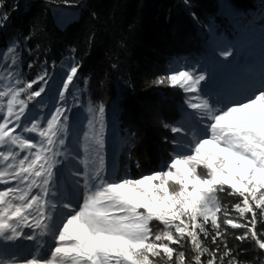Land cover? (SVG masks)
Returning a JSON list of instances; mask_svg holds the SVG:
<instances>
[{
	"label": "snow or ice",
	"instance_id": "snow-or-ice-1",
	"mask_svg": "<svg viewBox=\"0 0 264 264\" xmlns=\"http://www.w3.org/2000/svg\"><path fill=\"white\" fill-rule=\"evenodd\" d=\"M7 19L6 12L0 14V26ZM3 55L12 60L9 68L16 64L15 46ZM220 55L227 59L232 52ZM79 67H69L55 110L27 123L28 106L45 92L48 73L0 88V185H5L0 188V249L30 242L29 255L0 256V264H224L226 257H231L227 264H238L227 245L219 256V247L205 245L209 237L218 244L227 232L224 226L244 229L235 238L254 241L264 251V232L257 228L264 223V87L221 106L204 94L203 71L185 68L156 78L155 85L186 94L195 126L163 125L183 137L171 141L174 151L163 169L113 179L103 155V104L89 107L85 156L73 155L66 144V94ZM38 82V90L33 89ZM61 165L69 168L65 182L79 203L61 192ZM220 193L241 198L231 206L238 216L221 204ZM153 222L162 227L156 229ZM185 245L191 246V262L179 250ZM205 255L207 261L201 259Z\"/></svg>",
	"mask_w": 264,
	"mask_h": 264
},
{
	"label": "trees",
	"instance_id": "trees-1",
	"mask_svg": "<svg viewBox=\"0 0 264 264\" xmlns=\"http://www.w3.org/2000/svg\"><path fill=\"white\" fill-rule=\"evenodd\" d=\"M225 1L241 24L255 25L259 15L264 19V0ZM57 4L81 7L73 21L59 23L52 11ZM3 5L0 14L6 12L8 19L0 26V52L14 44L15 67L28 82L46 71V78L56 84L62 79V64L73 60L80 66L75 82L85 85L94 105L117 103L118 134L128 145L119 151L115 169L119 176L125 173L129 151L134 178L158 171L171 157L175 135L163 125H176L185 116V93L153 81L169 74L172 60L205 53L206 25L215 26L216 33L239 34L220 0H3ZM219 199L233 216L239 215L231 208L239 196L220 193ZM206 227L211 231L210 223ZM224 228L227 232L218 244H212L211 237L204 241L210 250L219 247V256L227 245L238 264H264V251L254 241L235 238L244 229ZM257 228L264 232V223ZM179 250L191 262V246Z\"/></svg>",
	"mask_w": 264,
	"mask_h": 264
},
{
	"label": "rangeland",
	"instance_id": "rangeland-1",
	"mask_svg": "<svg viewBox=\"0 0 264 264\" xmlns=\"http://www.w3.org/2000/svg\"><path fill=\"white\" fill-rule=\"evenodd\" d=\"M220 6L226 17L230 19V23L239 27L236 30L239 31V34L228 36L223 32L216 33L214 32L216 30L215 26L206 25L204 30L206 31L207 38L203 39L202 46L205 53L200 56H184L183 58L172 60L171 67H169V74L185 68H195L198 72L203 71L207 75V80L204 84V94L209 96L214 104L218 103L223 106L235 101L247 99L254 91L264 87V19L259 15V22L257 24L253 25L249 23L248 25H244L233 16L234 14L230 12L231 9L225 0H220ZM52 11L56 20L61 23L62 21L58 19L59 12H74L77 14L78 9L72 5L57 4L52 6ZM13 46V43L9 45V47ZM226 50L231 51L232 55L224 59L220 53ZM10 64H12L11 58H5L3 53L0 52V88L14 84L16 79L22 82H28L19 68L15 67V65L9 68L8 65ZM73 64H75L73 60L62 64V79H59L56 84H52V81L48 79V84L45 85V92L29 104L25 123L34 118L47 117L55 110L59 102L58 91L62 88V82L66 78V73ZM10 72L12 73L11 77L8 76ZM41 84L42 82H38V87ZM33 89H35V84H33ZM66 96L65 106L70 108L68 112L69 129L66 144L73 155L84 157L85 153L82 150V145L85 143L84 133L89 131L88 121L92 117V114L89 112V107L95 108L96 105L89 99L85 85L81 86L76 83L75 78ZM186 98L187 96H185ZM183 110L185 116L176 125L182 124L186 128H194L196 122L193 117L195 114L191 109L187 108L185 103L183 104ZM118 115L117 103L112 104L110 107H105L106 143L103 155L105 157L106 170L113 179L125 175L132 177L128 166L129 151L126 153L125 173L119 176L115 169L119 151L125 145H128L127 139L126 141L123 140L118 134ZM19 131L20 129H17V132ZM24 135L39 139L34 134L25 133ZM175 139L182 140L183 137L176 134ZM172 147L174 151V146L172 145ZM170 159L171 157L164 165L160 166L159 170L163 169ZM72 163L73 166L83 170V166L76 161ZM68 175L69 168L61 165L58 175L61 192L64 193L65 198H71L73 203H79V195L75 190H70V185L65 182ZM4 187L5 185H0V188ZM59 219L60 217L57 216V221ZM25 231L28 230L26 229ZM29 244L30 242L19 241L17 242L18 246L10 245L2 248L0 249V256L10 257L17 253L21 256H27L30 250Z\"/></svg>",
	"mask_w": 264,
	"mask_h": 264
},
{
	"label": "bare ground",
	"instance_id": "bare-ground-1",
	"mask_svg": "<svg viewBox=\"0 0 264 264\" xmlns=\"http://www.w3.org/2000/svg\"><path fill=\"white\" fill-rule=\"evenodd\" d=\"M76 14L74 12H70V13H65V12H59V16H58V19L64 23H68L70 21H73L74 18H75ZM256 91L253 92V94L255 93ZM252 94V95H253Z\"/></svg>",
	"mask_w": 264,
	"mask_h": 264
},
{
	"label": "water",
	"instance_id": "water-1",
	"mask_svg": "<svg viewBox=\"0 0 264 264\" xmlns=\"http://www.w3.org/2000/svg\"><path fill=\"white\" fill-rule=\"evenodd\" d=\"M80 7H81V6L79 5V6L77 7V9L79 10V9H80Z\"/></svg>",
	"mask_w": 264,
	"mask_h": 264
}]
</instances>
